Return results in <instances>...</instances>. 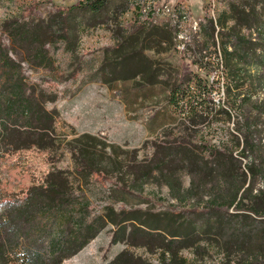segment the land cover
Masks as SVG:
<instances>
[{"label": "trees", "instance_id": "1", "mask_svg": "<svg viewBox=\"0 0 264 264\" xmlns=\"http://www.w3.org/2000/svg\"><path fill=\"white\" fill-rule=\"evenodd\" d=\"M136 1L80 0L44 16L23 7L18 14L0 20V154L22 156L35 150L52 159L41 180L22 194L8 196L0 188V264H11V254L17 251L22 264H64L92 242L101 255L99 264H191L185 250L199 257L211 247L223 254L221 264H264V140L259 136L263 106L255 117L246 115L238 121L229 134L231 145L164 136L151 142L150 157L139 159V148L134 147L121 160L95 134L85 132L71 139L60 135L59 111L47 107V102L59 98L58 91L30 79L36 69L59 68L60 49L70 55L64 74H78L83 68L82 37L104 26L116 39L105 48L93 76L106 74L108 82L133 81L138 88L163 87L169 105L188 109L193 132L210 114L231 120L233 109L224 104L217 107L212 97L221 75L212 79L211 74L187 68L176 74L171 64L146 53L153 47L159 51L172 47L170 27L140 23L127 32L121 26L120 17ZM229 8L227 16L210 20L209 31L216 44L219 27L228 96L234 83L254 85L253 77L258 74H248L249 65H264V3L257 6L249 0H231ZM230 19L234 22L225 30ZM254 24L259 26L257 40L243 32ZM250 100L249 94L241 97V102ZM148 143L144 140L142 145ZM66 148L73 158L72 168L56 164ZM248 157L250 161L244 163ZM182 170L190 175L188 187L177 177ZM154 171L160 173L177 204L159 210L122 205L117 210L114 203H107L97 213V206L84 195L99 177L116 175L126 186L130 181L141 183ZM258 178L263 184L257 189ZM29 236L21 246V239ZM140 248L157 254L156 262L139 253Z\"/></svg>", "mask_w": 264, "mask_h": 264}, {"label": "rangeland", "instance_id": "2", "mask_svg": "<svg viewBox=\"0 0 264 264\" xmlns=\"http://www.w3.org/2000/svg\"><path fill=\"white\" fill-rule=\"evenodd\" d=\"M80 0H0V20L20 12L27 7L32 10L33 15H47L50 10L65 8ZM146 0H137L129 11L120 17V23L127 32L135 24L165 25L172 29L175 25L168 15H161L157 23L147 20L144 23L139 17V4ZM229 1L231 0H164L173 8L184 6L189 12V18L185 21L184 31L186 33L187 45L179 49L172 45L166 51L156 53L159 60L164 64H171L170 68L176 74H183V69H194L200 74H211V78L219 82L212 94L213 101L217 104L233 109L235 116L229 120L225 116L210 114L209 120L200 125L196 132L190 131L191 125L188 120V109L186 107H175L166 102L167 91L161 86H144L138 88L133 81L108 82L106 74H96L105 55V48L114 45L115 37L111 29L100 26L90 29L81 40V52L83 57V68L73 77L64 74L70 60V55L65 54L62 49L57 53V64L59 68L50 70L39 68L30 72V79L57 90L59 98L54 102H47L50 110L59 111L57 119V132L66 135L68 139L74 138L82 133L95 134L108 144L107 151L121 160H126L134 147L139 148V159L150 157L154 147L152 141L164 138H177L180 141L192 140L193 142L207 141L209 144H220V142L231 145L229 134L235 131L238 121L246 115L255 117L259 106L264 107V65H249L248 74H258L253 77L254 85L248 81L245 85L233 84V89L228 96L225 86L228 82L227 72L224 68L220 45L217 40L212 39L210 31V20L218 18L221 14L227 16L230 13ZM241 2V0H236ZM260 6L263 0H249ZM194 22H199L201 30L195 32ZM230 19L224 26L227 30L232 24ZM264 24V23H263ZM175 26V27H174ZM264 26V25H263ZM174 28V29H173ZM178 32L180 28L176 27ZM258 28L254 24L245 28L243 32L249 34L254 40L258 39ZM232 49V43H229ZM154 55L148 51V55ZM208 56V59L204 58ZM153 58V57H152ZM155 59V58H154ZM243 68L242 63H238ZM206 65V67L204 66ZM177 71V72H176ZM174 72V71H173ZM250 72V73H249ZM249 94L251 100L241 102L243 95ZM183 104V102H182ZM215 112V109L212 110ZM259 136L264 140V115L259 120ZM188 126L190 128H188ZM147 140L145 146L142 142ZM122 148L124 151H120ZM65 156L57 159L56 164L63 168L73 167V158L70 149H64ZM250 161V157L244 158V163ZM52 166V159L48 154H40L37 151H29L24 155H1L0 154V188L8 196L20 195L32 183L41 180L44 172ZM177 177L182 181L184 187L190 185V175L186 170L177 172ZM100 181V182H99ZM94 181L85 189V197L97 206V213L103 212V206L114 203L119 210L122 205L127 208L142 207L146 209L159 210L166 208L169 204H177V200L170 194L169 187L162 181L158 171L141 183L130 181L126 186L119 182L116 175L112 178ZM102 181V182H101ZM263 179L258 178L255 188H261ZM106 186V187H105ZM2 205L0 204V211ZM54 224L50 225L52 233ZM36 233L33 232L32 236ZM31 236L21 239V246L26 244ZM18 250V249H17ZM139 253L156 262L157 254L150 255L144 249H138ZM11 254V264H22L23 258L19 251ZM43 252V250H42ZM184 255L191 264H221L223 254L214 248L203 251L201 256L196 257L191 250H185ZM101 255L98 252L96 242H92L81 254L66 260L64 264H99Z\"/></svg>", "mask_w": 264, "mask_h": 264}, {"label": "built area", "instance_id": "3", "mask_svg": "<svg viewBox=\"0 0 264 264\" xmlns=\"http://www.w3.org/2000/svg\"><path fill=\"white\" fill-rule=\"evenodd\" d=\"M145 2H141L139 4V17L142 19L143 22L147 23V20L152 21L153 23H157V18L161 15H168L171 17L174 25L180 28L178 32L177 28L175 27L174 30V40L175 44L177 45L176 41L178 39L177 47L179 49H184L187 45V34L183 33L185 21L190 17L188 10L182 6L180 8H173L170 6L169 3L164 2V0H146ZM174 29V28H173ZM193 29L195 32L201 30V26L199 22H194ZM219 42V39L217 37ZM205 60L208 59V56L204 58Z\"/></svg>", "mask_w": 264, "mask_h": 264}, {"label": "crops", "instance_id": "4", "mask_svg": "<svg viewBox=\"0 0 264 264\" xmlns=\"http://www.w3.org/2000/svg\"><path fill=\"white\" fill-rule=\"evenodd\" d=\"M161 50V49H160ZM148 51H151V52H153L154 53V55H151V57H153V58H155L156 60H159L158 58H159V55H157L156 53H158V54H160L159 52V50L158 49H156V47H153V48H151V49H147L146 50V53L148 54Z\"/></svg>", "mask_w": 264, "mask_h": 264}]
</instances>
